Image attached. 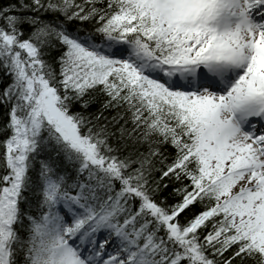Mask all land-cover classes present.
I'll use <instances>...</instances> for the list:
<instances>
[{
    "label": "snow or ice",
    "instance_id": "1",
    "mask_svg": "<svg viewBox=\"0 0 264 264\" xmlns=\"http://www.w3.org/2000/svg\"><path fill=\"white\" fill-rule=\"evenodd\" d=\"M0 264H264V0H0Z\"/></svg>",
    "mask_w": 264,
    "mask_h": 264
},
{
    "label": "trees",
    "instance_id": "2",
    "mask_svg": "<svg viewBox=\"0 0 264 264\" xmlns=\"http://www.w3.org/2000/svg\"><path fill=\"white\" fill-rule=\"evenodd\" d=\"M162 195H167V192L163 193Z\"/></svg>",
    "mask_w": 264,
    "mask_h": 264
}]
</instances>
